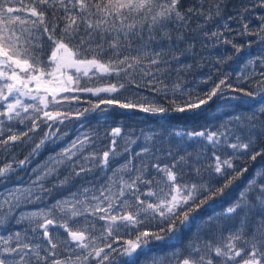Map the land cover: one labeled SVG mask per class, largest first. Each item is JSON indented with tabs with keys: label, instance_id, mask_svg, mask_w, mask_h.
Listing matches in <instances>:
<instances>
[{
	"label": "snow or ice",
	"instance_id": "6c2138e0",
	"mask_svg": "<svg viewBox=\"0 0 264 264\" xmlns=\"http://www.w3.org/2000/svg\"><path fill=\"white\" fill-rule=\"evenodd\" d=\"M226 7L0 0V264H264V0ZM216 99L249 115L207 123Z\"/></svg>",
	"mask_w": 264,
	"mask_h": 264
},
{
	"label": "trees",
	"instance_id": "16d2710c",
	"mask_svg": "<svg viewBox=\"0 0 264 264\" xmlns=\"http://www.w3.org/2000/svg\"><path fill=\"white\" fill-rule=\"evenodd\" d=\"M249 3H250V0H226L227 7L225 8V19H227L228 16L234 15L237 12V10L242 9L245 5H247ZM249 19L251 20L252 26L255 27L256 21L254 19H252L251 17H249ZM229 23L232 25L233 28H236L235 22L229 21ZM212 28H215V24L212 25ZM237 39H238V42H241V43L244 42V41L240 40V38H237ZM212 43H213L212 41H209V46L204 51H201L200 43H197V45H196L197 52L199 53V55L196 57L197 61H199L201 57H205V59L203 60L204 67L201 69V71L204 73H208L210 70L214 71L213 63L215 62V60L218 56L221 58H226L231 52L230 48L227 51H225V46H217L216 48H213V47H211ZM252 51H254V49H252ZM243 62H244L243 59L229 61L228 66L226 68H224L223 71L224 72L231 71V72H233V76H234L235 72L239 71V65L242 64ZM196 78H198V76ZM187 79L189 81H192L194 79V77L192 75H189L187 77ZM191 86L196 87L195 84H192ZM201 87H203V86H201ZM93 102H96V101L93 100ZM235 104H236V101H229L226 104L224 101H222L220 99L214 100L208 106L207 123H218V122H220V120L225 119L227 114H235V112H240L243 115H249V111L246 107L234 110L233 105H235ZM84 106H87V105H84ZM213 116L216 117L215 121H213V119H212ZM155 119H158V118H154V119L150 120L147 124L142 123V122H137V121H130V120H124L122 122L125 125V131L126 132L132 130L133 126L135 127L136 131L139 132V130L141 128H149V127L159 128V125H157L155 123ZM120 120H121L120 117H116L115 121H109V124L112 126H115V122L120 121ZM142 120H148V118L143 117ZM203 123H205V121L203 118H201L199 121L189 122L186 124H181L179 126L181 128H186L188 130H191L194 127H199V125L203 124ZM96 126H97L96 121L92 120L89 124L86 125V129H87V127L95 128ZM106 128H108V130H110L108 125H103V124L100 125V132L103 133V131ZM63 131L69 133V136L67 138L69 141L71 139H74L75 135L77 134L76 133V127H73L71 125L64 128ZM97 146L99 148L104 147L103 144H98ZM17 151L20 152L18 159H23L24 156L27 155L29 148L25 147L22 150L18 149ZM189 151L193 152V155H195V149L194 148L189 149ZM49 154H50V151H42L39 155L34 156L31 160L30 166L27 167L26 169L22 170V171L17 172L14 176H12L10 183H15L17 181V177L22 178L21 179L22 183L28 182L29 179L31 178L32 169L36 168L38 165L43 164L46 161ZM250 174H251V172H250ZM206 211H210V210L206 209ZM186 240H187V236H185V242H186Z\"/></svg>",
	"mask_w": 264,
	"mask_h": 264
}]
</instances>
